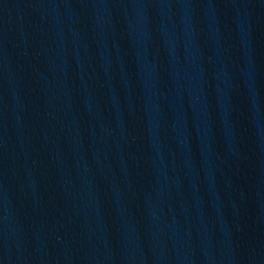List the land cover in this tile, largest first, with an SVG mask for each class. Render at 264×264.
Returning <instances> with one entry per match:
<instances>
[{"label":"water","instance_id":"1","mask_svg":"<svg viewBox=\"0 0 264 264\" xmlns=\"http://www.w3.org/2000/svg\"><path fill=\"white\" fill-rule=\"evenodd\" d=\"M0 264H264V59L221 0H0Z\"/></svg>","mask_w":264,"mask_h":264}]
</instances>
